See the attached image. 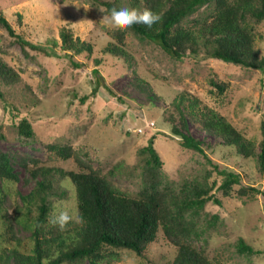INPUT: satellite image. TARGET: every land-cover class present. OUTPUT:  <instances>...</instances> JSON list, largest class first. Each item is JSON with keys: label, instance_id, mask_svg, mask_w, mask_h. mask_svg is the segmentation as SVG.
Returning <instances> with one entry per match:
<instances>
[{"label": "rangeland", "instance_id": "rangeland-1", "mask_svg": "<svg viewBox=\"0 0 264 264\" xmlns=\"http://www.w3.org/2000/svg\"><path fill=\"white\" fill-rule=\"evenodd\" d=\"M0 8L16 32L32 43L47 44L52 38L61 41V29L69 27L75 36L94 45L90 59L76 57V61L86 63L77 69L64 54L47 56L30 49L32 56H27L22 45L0 28V55L24 79L19 85L4 87L5 99L0 100V149L9 154L20 176L17 183L7 185L13 198L20 200L19 193L28 194L36 185L24 159L29 164L31 160H40L44 165L77 168L74 157L66 158L59 152L64 147H72L103 174L112 173L109 177L117 186L136 196L143 187L139 149L154 135L166 173L162 190L179 192L186 181L203 180L208 170L212 171V179H221L201 153L182 147L170 136L172 128L166 116L174 111L172 102L177 95L196 97L201 108H212L242 128L247 136L261 138L264 72L260 70L190 55L177 60L155 42L141 41L130 32L126 36L127 49L135 63L128 66L124 60L104 52L113 40L109 32L124 26L114 23L104 7L89 0H0ZM255 32L256 45L264 53V22L255 25ZM96 59L102 61L99 66ZM133 69L151 82L162 100L152 104L147 100L133 84ZM97 80H102V85L95 92ZM212 80L226 83V90L221 93ZM26 84L33 88L27 91L28 96L24 95ZM34 96V102L27 101ZM24 117L34 127L33 137L18 132L17 125ZM147 122L155 125L147 127ZM191 131L197 138L215 143L213 137H204L205 133L192 123ZM206 152L221 169L226 167L240 174L241 182L235 184L232 196L216 188L213 194L221 203L209 202L194 217L204 230L197 244L219 264H264V194L251 189L264 190L257 161L245 160L227 149L206 148ZM61 184L67 194L56 201L58 210L54 214L66 211L65 220L73 222L68 225L71 228L79 223L76 202L66 179L62 178ZM244 188L246 191H242ZM8 209L9 214L15 213ZM25 212L23 207L22 218ZM16 226V235L22 240L16 247L30 252L32 228L19 223ZM241 238L256 250L255 254L240 251ZM175 252L161 230L144 257L123 250L120 260H105L101 264H173Z\"/></svg>", "mask_w": 264, "mask_h": 264}, {"label": "trees", "instance_id": "trees-1", "mask_svg": "<svg viewBox=\"0 0 264 264\" xmlns=\"http://www.w3.org/2000/svg\"><path fill=\"white\" fill-rule=\"evenodd\" d=\"M89 1L104 7L109 14L113 4H126L140 10L150 8L161 13V20L152 27L135 24L109 32L113 40L109 41L104 52L124 60L128 66L135 63L134 56L127 49L126 36L130 32L141 41L155 42L177 60L190 55L205 60H223L264 72V53L256 45L255 32V25L264 22V0ZM18 21H22L20 14ZM0 28L20 43L29 57L32 56L30 49L47 56L60 57L64 54L69 64L78 69L86 63L76 61V57L88 60L94 52V45L75 36L74 30L69 27L61 29V41L52 38L47 44L32 43L16 32L1 8ZM95 61L96 66L102 63L100 59ZM134 73L133 84L151 104L163 99L147 78L135 70ZM23 81L21 73L0 55V100L5 99L4 87L16 86ZM101 81L97 80L95 92L102 85ZM212 83L221 93L227 88L224 82L212 80ZM25 86L24 95L28 96L27 91L33 88ZM175 97L172 102L174 111L166 116L172 128L170 136L182 147L201 153L221 179H212V171L208 170L203 180L186 181L179 192L162 190L166 173L162 156L155 147L154 135L139 149L143 187L136 196L117 186L109 177L112 173L103 174L72 147H64L59 152L66 158L74 157L77 168L44 165L40 160H31L32 165L24 159L23 164L36 180V185L28 194L19 193L18 200L16 196L12 197L13 193L7 185L17 183L20 176L9 154L0 149V224L3 226L0 232V264H85L87 261L101 264L105 260H120L123 250L144 257L148 246L157 239L161 230L176 251L173 264H219L197 244L196 240L200 239L204 230L194 217L200 215L209 202L221 203L213 194L216 188L224 195L232 196L235 184L241 182V176L229 168L221 169L206 148L227 149L245 160L255 159L264 179V116L261 138L256 140L220 112L209 107L201 108L196 97L189 98L185 94ZM35 98L27 101L32 103ZM191 123L205 133L204 137H213L215 143L210 144L204 138L194 136ZM17 127L21 135L29 138L35 135L27 117L22 118ZM62 178L73 190L78 211L79 223L71 228L68 225L73 222L69 218L61 222L55 219L57 214H54L58 210L56 201L67 194L61 184ZM251 189L264 194V190L259 188ZM8 207L15 213L9 214ZM23 207L26 209L25 218L20 216ZM18 223L32 228L33 247L30 252L16 247L22 244L21 238L16 235ZM238 248L248 254L256 253L244 238L240 239Z\"/></svg>", "mask_w": 264, "mask_h": 264}, {"label": "clouds", "instance_id": "clouds-1", "mask_svg": "<svg viewBox=\"0 0 264 264\" xmlns=\"http://www.w3.org/2000/svg\"><path fill=\"white\" fill-rule=\"evenodd\" d=\"M110 16L114 23L122 26L131 27L135 24H145L152 27L155 23L161 20V13L150 8L140 10L135 7H129L126 4H113L110 11ZM68 213L61 210L55 219L61 222L67 218Z\"/></svg>", "mask_w": 264, "mask_h": 264}, {"label": "built area", "instance_id": "built-area-1", "mask_svg": "<svg viewBox=\"0 0 264 264\" xmlns=\"http://www.w3.org/2000/svg\"><path fill=\"white\" fill-rule=\"evenodd\" d=\"M147 125H148L147 127H152V126H154L155 124H154V122H151V123H150V122H147ZM140 131H142L141 128H140Z\"/></svg>", "mask_w": 264, "mask_h": 264}]
</instances>
